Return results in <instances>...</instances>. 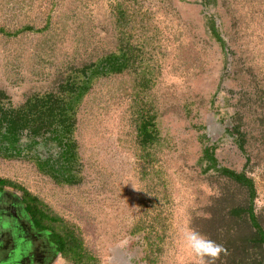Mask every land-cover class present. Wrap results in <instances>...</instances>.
Here are the masks:
<instances>
[{
	"label": "rangeland",
	"instance_id": "rangeland-1",
	"mask_svg": "<svg viewBox=\"0 0 264 264\" xmlns=\"http://www.w3.org/2000/svg\"><path fill=\"white\" fill-rule=\"evenodd\" d=\"M0 178L80 264H264V0H0Z\"/></svg>",
	"mask_w": 264,
	"mask_h": 264
},
{
	"label": "flooded vegetation",
	"instance_id": "flooded-vegetation-1",
	"mask_svg": "<svg viewBox=\"0 0 264 264\" xmlns=\"http://www.w3.org/2000/svg\"><path fill=\"white\" fill-rule=\"evenodd\" d=\"M4 190V189H3ZM0 191V264H47L55 253V244L44 230H38L15 198Z\"/></svg>",
	"mask_w": 264,
	"mask_h": 264
},
{
	"label": "trees",
	"instance_id": "trees-1",
	"mask_svg": "<svg viewBox=\"0 0 264 264\" xmlns=\"http://www.w3.org/2000/svg\"><path fill=\"white\" fill-rule=\"evenodd\" d=\"M117 13L121 18L124 15L123 10L120 8L117 10ZM41 119L45 121V117ZM150 126L151 124H149L148 120H142L137 126V138L142 146L153 141V136L156 135V131ZM11 132L15 134L13 130ZM5 186L16 187L22 190L21 204L28 214L30 222L38 230H44L48 233L49 240L55 244L59 253L66 258L72 259L76 264H80L84 254L81 252L80 242L73 235V232L69 229L64 230V227L62 229L55 228L59 218L48 214L36 197L11 181L0 178V191Z\"/></svg>",
	"mask_w": 264,
	"mask_h": 264
},
{
	"label": "clouds",
	"instance_id": "clouds-1",
	"mask_svg": "<svg viewBox=\"0 0 264 264\" xmlns=\"http://www.w3.org/2000/svg\"><path fill=\"white\" fill-rule=\"evenodd\" d=\"M4 189V188H3Z\"/></svg>",
	"mask_w": 264,
	"mask_h": 264
}]
</instances>
